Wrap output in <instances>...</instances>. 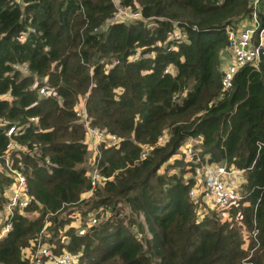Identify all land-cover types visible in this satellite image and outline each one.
<instances>
[{"label": "trees", "instance_id": "trees-1", "mask_svg": "<svg viewBox=\"0 0 264 264\" xmlns=\"http://www.w3.org/2000/svg\"><path fill=\"white\" fill-rule=\"evenodd\" d=\"M117 2L143 19L111 21L112 0H0V222L13 182L5 159L31 196L8 219L0 264H31L39 235L70 264H264V57L229 90L220 84L227 29L249 25L251 0ZM257 13L263 27L264 0ZM176 29L186 40L169 50ZM43 78L49 96L33 87ZM82 102L88 125L118 138L91 166ZM189 138L194 161L180 152ZM208 164L244 170L238 204L203 199L195 167ZM94 167L108 179L91 190Z\"/></svg>", "mask_w": 264, "mask_h": 264}, {"label": "built area", "instance_id": "built-area-1", "mask_svg": "<svg viewBox=\"0 0 264 264\" xmlns=\"http://www.w3.org/2000/svg\"><path fill=\"white\" fill-rule=\"evenodd\" d=\"M112 2L115 6V11L112 15L111 21L128 22L131 20L143 19L140 11L128 9L119 4L117 0H112ZM260 2L261 0H251L252 11L250 13V23L248 26L242 27L239 25L235 28L227 29V47L230 51L232 61L226 65L223 70L220 80L222 90H229L231 88L234 74L239 68L245 66L246 64L257 66L261 58L264 57V26H261V21L257 13ZM170 38L174 41L170 44L168 49L176 50V45L186 40V34L181 30L176 29L175 32L171 34ZM141 57L142 56L139 51L129 56L130 60H139ZM102 62L103 60L100 61V63ZM117 63L118 60L113 59L110 62V66H113ZM14 68L16 70H23L24 72L28 71V68L25 64L16 65ZM164 72H169V69L166 68ZM46 83L47 78H43V83L41 85H37V83L34 82L33 87L36 88L38 94L49 96L54 93V89L49 87ZM75 111L76 115L85 122L87 136L84 142L88 149H94L97 151V146L103 141H106L109 145L118 141L116 135H103L102 132L88 125L86 121L87 114L85 113L83 102L81 105L75 107ZM31 119L35 120V118ZM16 132L17 128L10 126L7 130V135L11 136ZM22 132V130L19 131V133ZM167 138V135H161L158 137V142H165ZM261 145L264 146V143ZM8 146L13 147L16 146V144L13 140H10ZM194 146L195 140L193 138H189L184 142V144H182L180 148V150L182 149L181 153L185 154L189 161L198 159V155ZM149 148L150 147L148 145H144L142 147L141 158L146 156L147 150ZM5 163L8 176L13 179V182L8 193L9 201L5 206L6 215L5 218L0 222V238L11 229V223L8 219L12 216L14 208H24L31 200L25 175L20 170L12 168L8 159H5ZM202 172H205L202 197L216 208L227 209L238 204L243 199V194L238 191V186L232 187L230 185L232 179L236 180L239 174H244L243 169H226L224 166L211 164L195 167V174L197 176L201 175ZM91 177V190L98 182H103L108 179V177L101 175L96 167L93 168ZM189 195L190 197L195 198L197 195V190L192 188L189 191ZM95 222V218L90 219L91 224H94ZM73 224L74 227L79 229V234L85 233V227L80 226L77 218ZM257 231L258 230L255 228L250 232V236L254 240H256ZM244 239L245 242L243 247H246L248 245L247 235L244 236ZM26 256L29 257L31 264H70L76 259V257L68 251L55 254L51 250V247L42 241L41 235L37 237L36 245L33 246L32 250H29V254Z\"/></svg>", "mask_w": 264, "mask_h": 264}, {"label": "rangeland", "instance_id": "rangeland-1", "mask_svg": "<svg viewBox=\"0 0 264 264\" xmlns=\"http://www.w3.org/2000/svg\"><path fill=\"white\" fill-rule=\"evenodd\" d=\"M221 53L222 54H221L220 68H223L226 65V63L229 62V54H228V51L226 49ZM181 151H182V149L180 150V152ZM180 152L177 155H180ZM91 164H92V153L88 154V165L91 166ZM238 183H239V180L232 179L230 182V185L232 187H236Z\"/></svg>", "mask_w": 264, "mask_h": 264}, {"label": "crops", "instance_id": "crops-1", "mask_svg": "<svg viewBox=\"0 0 264 264\" xmlns=\"http://www.w3.org/2000/svg\"><path fill=\"white\" fill-rule=\"evenodd\" d=\"M250 23V22H249ZM242 26V25H241ZM243 27V26H242ZM230 58H231V56H230V54H229V60H230ZM229 64V62L228 63H226V65H228ZM88 148V147H87ZM88 151H89V154L90 153H92L93 151H95L94 149H88ZM93 157V156H92ZM93 164V163H92ZM91 164V165H92ZM236 180H239V183L237 184V186L239 187L241 184H243L244 182H245V177H244V174H239L238 175V177L236 178Z\"/></svg>", "mask_w": 264, "mask_h": 264}]
</instances>
